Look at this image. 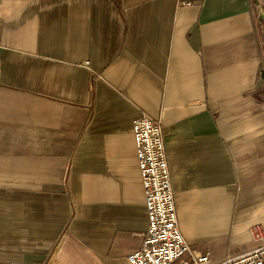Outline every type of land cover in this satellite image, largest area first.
Wrapping results in <instances>:
<instances>
[{"label":"crops","instance_id":"0c3cea01","mask_svg":"<svg viewBox=\"0 0 264 264\" xmlns=\"http://www.w3.org/2000/svg\"><path fill=\"white\" fill-rule=\"evenodd\" d=\"M262 4L0 0V264H129L140 112L190 250L220 264L264 242Z\"/></svg>","mask_w":264,"mask_h":264},{"label":"built area","instance_id":"2783aa9c","mask_svg":"<svg viewBox=\"0 0 264 264\" xmlns=\"http://www.w3.org/2000/svg\"><path fill=\"white\" fill-rule=\"evenodd\" d=\"M137 166L144 194L147 227L140 246L129 252V264H209L206 253H195L189 248L177 226L170 170L159 121L140 112L131 120ZM251 236L262 239L259 226H252ZM23 264H55L31 261ZM220 264H264V242Z\"/></svg>","mask_w":264,"mask_h":264},{"label":"rangeland","instance_id":"374dc122","mask_svg":"<svg viewBox=\"0 0 264 264\" xmlns=\"http://www.w3.org/2000/svg\"><path fill=\"white\" fill-rule=\"evenodd\" d=\"M259 2L262 4V2L259 0ZM262 7H264V4H262Z\"/></svg>","mask_w":264,"mask_h":264}]
</instances>
